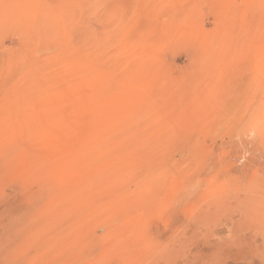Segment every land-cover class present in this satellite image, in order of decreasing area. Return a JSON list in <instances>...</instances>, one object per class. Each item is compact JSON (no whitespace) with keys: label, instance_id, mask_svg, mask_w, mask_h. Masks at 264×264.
I'll use <instances>...</instances> for the list:
<instances>
[{"label":"rangeland","instance_id":"1","mask_svg":"<svg viewBox=\"0 0 264 264\" xmlns=\"http://www.w3.org/2000/svg\"><path fill=\"white\" fill-rule=\"evenodd\" d=\"M0 264H264V0H0Z\"/></svg>","mask_w":264,"mask_h":264}]
</instances>
